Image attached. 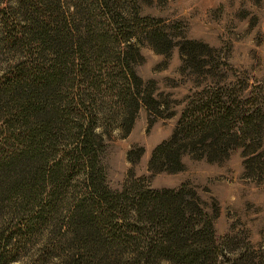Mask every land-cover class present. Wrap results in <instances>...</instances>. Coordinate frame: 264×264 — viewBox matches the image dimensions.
Instances as JSON below:
<instances>
[{
	"label": "trees",
	"instance_id": "1",
	"mask_svg": "<svg viewBox=\"0 0 264 264\" xmlns=\"http://www.w3.org/2000/svg\"><path fill=\"white\" fill-rule=\"evenodd\" d=\"M22 4V20L3 9L0 21V42L25 52L0 72V136L5 129L13 141L0 155V186L7 193L0 264L14 258L10 243L20 247L47 226L57 240L50 244L52 237L43 235L41 244L68 250L64 264H211L221 250L213 216L186 184L153 188L142 176L113 189L105 181L99 121L118 115L125 134L139 105L152 107L157 101L150 89L141 90L130 64L143 42L123 35V45L116 47L111 35L89 22L84 32L71 36L60 0ZM98 5L108 19L126 21L120 0H98ZM146 33L160 40L156 29ZM104 61L111 66H101ZM101 79L121 102V111L106 115L96 104ZM196 95L170 137L152 149L150 170H177L183 152L200 157L237 133L225 105L229 95L219 86ZM219 127L228 132L215 136ZM11 222L16 225L7 226Z\"/></svg>",
	"mask_w": 264,
	"mask_h": 264
},
{
	"label": "rangeland",
	"instance_id": "2",
	"mask_svg": "<svg viewBox=\"0 0 264 264\" xmlns=\"http://www.w3.org/2000/svg\"><path fill=\"white\" fill-rule=\"evenodd\" d=\"M22 2L0 0V21L3 9L22 20L26 14ZM60 2L71 36L84 32L89 22L111 35L108 38L116 47L123 45V35L143 42L130 64L141 78V90L150 89L157 101L152 107L139 105L125 134L118 115L99 121L107 185L120 189L125 180L142 176L153 188L186 184L213 216L221 250L211 264H264V0H120L127 18L122 25L106 17L98 0ZM149 29H156L160 40L148 35ZM22 53L0 42V72ZM102 65L110 67L111 62ZM92 66L94 71L98 68ZM101 80L96 104L103 106L106 115L121 111V102ZM207 86H219L229 95L225 105L237 133L200 157L183 152L177 170H150L154 146L170 137L188 101ZM224 132L228 131L219 127L214 135ZM12 142L3 129L0 155L12 148ZM6 194L0 186V217ZM12 225L16 223L7 226ZM65 230L61 227L64 237L68 236ZM43 235L52 237L50 244L57 240L47 226L20 247L10 243L9 254L14 257L10 264H64L62 254L68 250L61 245L44 247Z\"/></svg>",
	"mask_w": 264,
	"mask_h": 264
}]
</instances>
